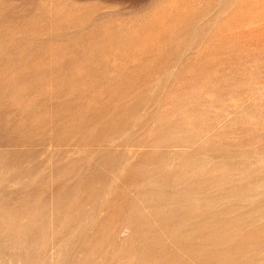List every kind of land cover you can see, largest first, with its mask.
I'll return each mask as SVG.
<instances>
[{
	"label": "rangeland",
	"instance_id": "1",
	"mask_svg": "<svg viewBox=\"0 0 264 264\" xmlns=\"http://www.w3.org/2000/svg\"><path fill=\"white\" fill-rule=\"evenodd\" d=\"M264 264V0H0V264Z\"/></svg>",
	"mask_w": 264,
	"mask_h": 264
},
{
	"label": "bare ground",
	"instance_id": "2",
	"mask_svg": "<svg viewBox=\"0 0 264 264\" xmlns=\"http://www.w3.org/2000/svg\"><path fill=\"white\" fill-rule=\"evenodd\" d=\"M8 264H10V263H8ZM11 264H12V262H11Z\"/></svg>",
	"mask_w": 264,
	"mask_h": 264
}]
</instances>
